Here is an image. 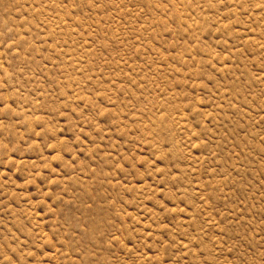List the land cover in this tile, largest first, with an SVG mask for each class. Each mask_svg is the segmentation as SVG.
<instances>
[{"label":"rangeland","instance_id":"rangeland-1","mask_svg":"<svg viewBox=\"0 0 264 264\" xmlns=\"http://www.w3.org/2000/svg\"><path fill=\"white\" fill-rule=\"evenodd\" d=\"M0 264H264V0H0Z\"/></svg>","mask_w":264,"mask_h":264}]
</instances>
